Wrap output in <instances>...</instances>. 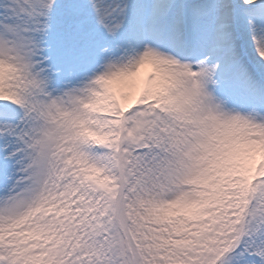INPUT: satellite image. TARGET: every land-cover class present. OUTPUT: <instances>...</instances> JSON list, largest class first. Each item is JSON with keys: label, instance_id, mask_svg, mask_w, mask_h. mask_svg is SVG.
<instances>
[{"label": "snow or ice", "instance_id": "1", "mask_svg": "<svg viewBox=\"0 0 264 264\" xmlns=\"http://www.w3.org/2000/svg\"><path fill=\"white\" fill-rule=\"evenodd\" d=\"M0 264H264V0H0Z\"/></svg>", "mask_w": 264, "mask_h": 264}]
</instances>
